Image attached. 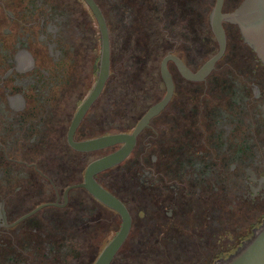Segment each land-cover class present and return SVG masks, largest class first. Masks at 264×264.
Here are the masks:
<instances>
[{
	"label": "flooded vegetation",
	"instance_id": "flooded-vegetation-1",
	"mask_svg": "<svg viewBox=\"0 0 264 264\" xmlns=\"http://www.w3.org/2000/svg\"><path fill=\"white\" fill-rule=\"evenodd\" d=\"M243 1L222 0L221 14ZM215 3L0 0V264H94L121 218L81 184L122 143L78 145L131 133L165 95V59L170 99L119 163L93 174L131 217L109 264L137 235L166 264H213L264 221V20L251 45L221 19L225 46L204 78L180 70L195 73L219 51ZM95 10L108 73L80 114L99 75ZM137 100L149 103L132 120Z\"/></svg>",
	"mask_w": 264,
	"mask_h": 264
},
{
	"label": "water",
	"instance_id": "water-1",
	"mask_svg": "<svg viewBox=\"0 0 264 264\" xmlns=\"http://www.w3.org/2000/svg\"><path fill=\"white\" fill-rule=\"evenodd\" d=\"M221 2L222 0H216V3L211 11L210 19L211 26L215 31L217 40L219 42V51L208 61H206L195 73H190L187 69L180 68L182 73H184V75L187 77H191L196 80L204 78L207 72L212 68L214 61L222 53L225 46V37L220 24L221 19L239 23L242 28L245 29V40L251 45H253V43L255 42V23L256 21L264 20V0H244L238 8H236L233 12L227 14H221ZM95 12L97 14L102 32V49L99 63V75L94 89L86 99L82 109L79 111L80 114L82 110L87 107L89 103L97 96L103 86L108 73L107 33L103 18L98 14L97 10H95ZM262 29L264 30V28ZM260 55L264 60V50L260 52ZM162 75L166 85L164 97L148 108L147 112L139 119L131 133H116L112 135L101 136L96 139L84 141L78 145V148L80 149H92L102 147L111 143H122V145L114 152L102 156L99 159H96L89 163L86 169L84 182L81 184L98 200L114 209L121 218L119 229L117 230L116 234L104 245L94 264H109L110 260L118 251L129 232L131 217L122 201L112 193L107 191L98 182H96L93 179V174L97 171L103 170L119 163L130 151L134 143L135 136L140 131V129L147 123L151 116L158 113L168 102L173 91V85L170 74L168 73L166 68V59L162 64ZM213 264H264V221L258 227L254 228L252 234L246 240H244L232 253H230L225 258L215 260Z\"/></svg>",
	"mask_w": 264,
	"mask_h": 264
},
{
	"label": "rangeland",
	"instance_id": "rangeland-1",
	"mask_svg": "<svg viewBox=\"0 0 264 264\" xmlns=\"http://www.w3.org/2000/svg\"><path fill=\"white\" fill-rule=\"evenodd\" d=\"M138 81H140L138 79ZM137 82V80H136ZM139 87V84L136 85ZM149 91V87H148ZM158 91V90H157ZM154 92V91H153ZM148 101H140L137 100L136 104H133L132 111L128 112V115L130 114L132 120L133 117H136L144 107L148 104ZM124 111H118L116 113L117 119L120 117L119 115H124ZM118 227V221L116 224V228ZM138 234V233H137ZM137 240L133 243H127L125 247L120 251L118 254V257L116 259L115 264H166L167 260L164 259V253L165 251H159V252H151L150 248L151 245H147L146 249L143 243H139V235L136 236ZM165 247V246H164Z\"/></svg>",
	"mask_w": 264,
	"mask_h": 264
}]
</instances>
